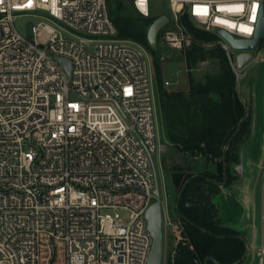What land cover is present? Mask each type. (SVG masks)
Here are the masks:
<instances>
[{
  "label": "built area",
  "instance_id": "1",
  "mask_svg": "<svg viewBox=\"0 0 264 264\" xmlns=\"http://www.w3.org/2000/svg\"><path fill=\"white\" fill-rule=\"evenodd\" d=\"M108 1L0 0V264L149 263L159 94L151 53L119 36ZM167 1L179 49L183 10L217 39L253 38L264 13V0ZM20 16L41 19L24 35ZM163 215L174 260L181 223Z\"/></svg>",
  "mask_w": 264,
  "mask_h": 264
},
{
  "label": "trees",
  "instance_id": "2",
  "mask_svg": "<svg viewBox=\"0 0 264 264\" xmlns=\"http://www.w3.org/2000/svg\"><path fill=\"white\" fill-rule=\"evenodd\" d=\"M124 1L109 0V13L120 37L142 43L151 53L169 143L184 152L213 159L217 163V172L204 173L211 174L219 182L223 181L224 146L246 112L236 90V74L225 50L219 45L208 46L191 40L182 49L181 57L188 72V88L168 89L162 81L161 46L152 47L147 38L148 28L157 17L146 16L140 11L137 15L125 14L122 8ZM129 1L133 5V1ZM184 22L199 40H217L215 34L196 27L187 14L184 15ZM205 62H209L210 68L200 76L195 74L193 71ZM251 122V116L243 122L228 148V159H239L241 147L251 136ZM191 175L190 172H172L178 191ZM199 179L198 176L195 181ZM232 182L231 179L227 185ZM188 191L186 189L179 203L182 217L177 215L174 218L181 223V239L174 260L170 252L169 264H232L240 260L246 251V244L237 235L246 237V233L221 225L226 222L219 215L220 205L212 197L187 203ZM218 192L219 185L215 183L213 193ZM210 256L214 259H208Z\"/></svg>",
  "mask_w": 264,
  "mask_h": 264
},
{
  "label": "rangeland",
  "instance_id": "3",
  "mask_svg": "<svg viewBox=\"0 0 264 264\" xmlns=\"http://www.w3.org/2000/svg\"><path fill=\"white\" fill-rule=\"evenodd\" d=\"M150 14L159 17L167 14L170 21L160 31L158 36V45L161 46V64L162 81L168 89H186L188 88V72L185 62L181 60L182 49L170 46L164 40V32L169 29L178 30L170 10V4L167 0H151ZM115 3V2H114ZM123 12L125 14L137 15L139 11L131 5L129 0L124 1ZM42 13V12H40ZM44 14V13H42ZM39 17L20 16L15 19V25L18 31L24 35L32 32V25L40 20ZM198 28L202 26L194 21ZM264 39L261 45L252 51V59L243 67L240 72L243 73L240 88L241 92L249 106V116L255 119V136L252 144L248 147L245 160L248 162L249 156H253L252 165L247 166V180L240 185L219 187V192L214 195V200L219 203L222 216L228 222H246L250 227L256 228L257 244L262 246L264 243ZM235 55L241 51L231 47ZM209 62L201 64L193 72L202 75L210 67ZM153 68V62H151ZM154 71V68H153ZM155 74V71H154ZM156 83V80H155ZM157 87V83H156ZM154 162L158 173V179L162 192L164 210L175 218L177 187L172 179L173 171L181 172H202L206 169H213V163H210L204 156H195L192 153L182 151L180 148L171 145L166 137L164 119L159 105L157 119V151L154 155ZM251 163V162H250ZM248 164V163H247ZM156 197L152 198V202ZM220 215V214H219ZM251 228V230H252ZM173 227L164 224V256L163 264H169V255L172 250ZM242 264H260L259 255H249Z\"/></svg>",
  "mask_w": 264,
  "mask_h": 264
},
{
  "label": "water",
  "instance_id": "4",
  "mask_svg": "<svg viewBox=\"0 0 264 264\" xmlns=\"http://www.w3.org/2000/svg\"><path fill=\"white\" fill-rule=\"evenodd\" d=\"M184 14L185 10H183L180 13V23L185 31V33L195 41H198L204 45L212 46V45H219L221 46L226 54L227 57L230 61V64L232 66L233 71L236 74V90L238 92V95L242 101V103L245 106L246 112L244 117L239 121L235 132L233 135L229 138L227 141L226 145L224 146V153H223V161L225 165V170H224V180L223 181H217V180H212L213 183H216L219 185V187H225L228 179V162H227V153H228V148L238 133L239 129L241 128L243 122L247 120L249 117V106L241 92L240 84L241 80L243 78V73L240 72V70L245 67V65L252 59V53L251 51L256 50L259 47L260 42L262 39H264V13L263 11L261 12L259 23L257 26V30L255 33V36L250 39H240V38H235L231 34L227 33L226 31L220 30L218 34L222 37V39H217L214 41H202L199 40L186 26L184 22ZM170 21V17L167 14H163L159 17H157L149 26L148 32H147V38L148 42L152 47H157L158 46V36L160 31L165 27V25ZM230 46L233 47L236 50L242 51L239 53L236 58H234L233 53L230 50ZM62 62L67 66L68 70H71L70 62L67 60H62ZM255 136V119L253 118V126H252V132L249 140L244 143V145L241 147L240 150V163L233 165V173L236 175H240V180L237 181L236 183L233 184V186H238L245 182L247 180V175H246V170L247 166L250 164L252 165L251 158H248V162L245 160V155L247 152L248 147L252 144ZM263 155H264V143H263ZM251 162V163H250ZM248 163V164H247ZM250 165V166H251ZM184 187H182L178 200L176 202V211L177 215L179 217H182L179 211V203H180V197L182 195V192L184 190ZM154 195L156 197V200L150 205V207L147 210V218H148V226L149 230L153 236V247L151 250V255L149 259L148 264H163V256H164V215H163V197H162V192H161V187L158 179V174H157V185L156 189L154 190ZM216 202V201H215ZM222 226L225 227H233L236 229H239L241 231H244V229L239 228L238 226L226 222L222 223ZM252 228V227H250ZM246 233V232H245ZM237 237L241 238L245 244H246V251L244 255L241 257L240 260L232 263V264H238L244 262L249 255L254 256L255 254H258L260 248L257 244V236H256V228L253 226L251 230V237L247 239V237L237 235ZM208 259H214L212 256L208 257ZM207 259V260H208ZM207 262V261H206Z\"/></svg>",
  "mask_w": 264,
  "mask_h": 264
},
{
  "label": "flooded vegetation",
  "instance_id": "5",
  "mask_svg": "<svg viewBox=\"0 0 264 264\" xmlns=\"http://www.w3.org/2000/svg\"><path fill=\"white\" fill-rule=\"evenodd\" d=\"M251 157L253 158V156H251ZM207 160L210 163H213L214 168L211 170L206 169L202 172H190V173H192V175L189 176L188 178H186L183 185H182V187L183 186H185V187H184V190L182 192L180 199L182 198L186 189H189L188 194H187L188 195L187 196V203H189V204L195 203L199 200L203 201L204 199H206L208 197H212L214 200L215 193H213V186L215 183H213L212 180H216V178L214 176H212L211 174H209V173L205 174L204 172L215 173V172H217L218 168H217V163L213 159L207 158ZM227 162H228V179H227L226 186H229L227 184L229 183V181L231 179L233 180L232 184L234 183V181L240 180V175H236L232 172L233 171V165L240 163V157L237 161H233L231 159H228V157H227ZM224 170H225V165H224V161H223V174H224ZM198 176L200 177L199 181H195V178H197ZM182 187L180 188V190L178 191V193L176 195V202L178 200L179 193H180Z\"/></svg>",
  "mask_w": 264,
  "mask_h": 264
},
{
  "label": "crops",
  "instance_id": "6",
  "mask_svg": "<svg viewBox=\"0 0 264 264\" xmlns=\"http://www.w3.org/2000/svg\"><path fill=\"white\" fill-rule=\"evenodd\" d=\"M249 158H251L250 160H251V162L253 161V159H252V157L251 156H249ZM218 203V202H217ZM219 204V203H218ZM219 214H220V217L225 221V222H228L223 216H222V214H221V211H220V209H219ZM229 223H232V224H234V225H236V226H238L239 228H242V229H244L245 230V232H246V237H247V239H249V240H251L250 239V237H251V228H250V223L248 222V223H246V222H229Z\"/></svg>",
  "mask_w": 264,
  "mask_h": 264
},
{
  "label": "snow or ice",
  "instance_id": "7",
  "mask_svg": "<svg viewBox=\"0 0 264 264\" xmlns=\"http://www.w3.org/2000/svg\"><path fill=\"white\" fill-rule=\"evenodd\" d=\"M141 2H142V0H141ZM253 18H255V17H253ZM244 30L245 31H251V29H247V28H245Z\"/></svg>",
  "mask_w": 264,
  "mask_h": 264
}]
</instances>
